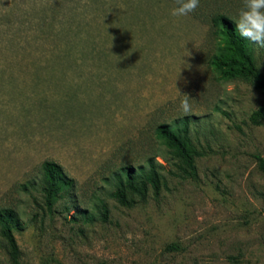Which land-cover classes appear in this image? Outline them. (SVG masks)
<instances>
[{
  "label": "rangeland",
  "instance_id": "374dc122",
  "mask_svg": "<svg viewBox=\"0 0 264 264\" xmlns=\"http://www.w3.org/2000/svg\"><path fill=\"white\" fill-rule=\"evenodd\" d=\"M244 5L198 7L237 20ZM175 7L0 0V208L22 225L13 231L17 264H264V173L255 160L264 158V119L249 120L264 110V91L221 80L208 64L217 44L208 25L172 16ZM250 45L264 77V47ZM175 87L192 99L190 112ZM182 118L197 153L192 179L154 136L157 125ZM148 159L158 196L148 188L144 201L118 205L113 173ZM43 161L73 180L50 212ZM0 264H11L1 236Z\"/></svg>",
  "mask_w": 264,
  "mask_h": 264
},
{
  "label": "trees",
  "instance_id": "16d2710c",
  "mask_svg": "<svg viewBox=\"0 0 264 264\" xmlns=\"http://www.w3.org/2000/svg\"><path fill=\"white\" fill-rule=\"evenodd\" d=\"M207 7V6H206ZM195 19L205 22L215 37L216 51L209 60L210 68L221 80L242 79L251 83L254 89L264 91V77L256 69L252 53L251 41L240 36L236 30V19L228 13L213 11L210 8L197 7L189 13ZM264 119V110L258 109L251 113L249 120L257 124ZM155 138L179 162L181 178L195 177L194 147L187 137V121L185 118L171 124H160L154 129ZM257 168L264 173V158L255 157ZM42 203L50 212L60 195L69 189L73 180L67 177L63 169L53 161L40 164ZM114 190L109 196L120 206L128 207L134 202L133 197L144 201L148 188L156 198L159 194L161 180L152 161L148 159L146 166H139L136 171L130 167H120L113 173ZM24 191L26 185H20ZM101 219L107 215L106 208L101 205L97 211ZM94 215H83L86 222L93 221ZM17 214L11 208H0V236L5 242L7 255L11 264H17L18 249L13 238V231L21 230ZM239 264V263H233ZM241 264V263H240Z\"/></svg>",
  "mask_w": 264,
  "mask_h": 264
},
{
  "label": "clouds",
  "instance_id": "9594fccd",
  "mask_svg": "<svg viewBox=\"0 0 264 264\" xmlns=\"http://www.w3.org/2000/svg\"><path fill=\"white\" fill-rule=\"evenodd\" d=\"M176 4L177 7L172 10L171 15L182 17L195 11L199 6V0H176ZM235 25L241 37L264 47V0H245L244 9L239 12ZM185 52L184 56L189 55L186 50ZM176 91L183 96L180 102L181 110L184 113L190 112L192 99L187 94H180L177 88Z\"/></svg>",
  "mask_w": 264,
  "mask_h": 264
}]
</instances>
